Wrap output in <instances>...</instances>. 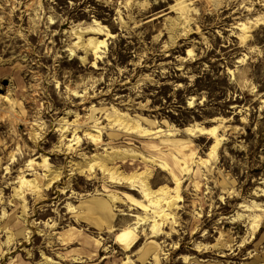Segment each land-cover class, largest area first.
<instances>
[{"label":"rangeland","instance_id":"374dc122","mask_svg":"<svg viewBox=\"0 0 264 264\" xmlns=\"http://www.w3.org/2000/svg\"><path fill=\"white\" fill-rule=\"evenodd\" d=\"M222 2L226 6L217 13H210L206 10V0H0V192L8 188L0 194V215L4 208L9 217L5 223L0 221V225L20 237L14 247L6 251L3 246L6 235L0 232V264H9L16 254L30 264H43L41 250L46 249V241L38 236L37 227L58 236L72 227L92 240L101 241V251L94 258L86 252L89 248L85 249L82 235L69 232L67 236L73 244L57 245V250L50 248V254L46 253L53 262L72 264V256L81 255L80 263L75 264H121L120 260L126 255L119 254L121 250L114 244V235L135 221V216H142L143 211L129 210L127 203H116L112 209L108 206L114 221L108 217L98 220L80 210L67 213V203L77 210L86 209L89 197L104 201L105 192L101 188V174L96 173V185L86 187L89 182L84 177H73L70 178L72 189L66 188L61 194L68 179L70 155L53 149L59 139L56 122L66 116V111L72 113L67 116L69 122L77 114L81 127L91 126L95 121L105 125L100 109H107L111 104L130 116L142 118L143 125L149 127L163 121L178 129L205 121V126H212L215 123L209 120L214 117L226 121L222 127H225L227 143L217 152V159L210 160L211 172L207 176L203 174L200 189L194 192L187 186L188 180L182 182L183 201L179 203L181 210H178L173 239L142 237L128 254L130 261L185 264L179 256L188 254L189 264L194 261V264H264V229L242 249L239 246L242 241L251 240L246 223L227 224L231 219H221L234 216L241 210L240 202L252 200L253 190L263 186L264 27L251 33L249 46H240L231 34L239 20L264 14V0ZM175 3L187 4L192 9L188 12L192 30L186 36L178 35L175 44L165 48L168 44L165 20L174 17L170 10ZM92 20L106 26L114 37L107 40V49L100 59L89 55L82 65L78 56L70 57L65 49L73 42L71 29L87 27ZM96 37L105 38L104 35ZM189 49L191 54L187 55ZM240 59L243 61L237 63ZM229 69L232 76L228 74ZM70 90L79 94L86 92L85 100L71 96ZM190 96L195 97L192 108L187 106ZM153 122L156 123L151 124ZM32 130L38 136L37 147L29 136ZM117 133L121 138H110ZM124 134L103 130L99 151L108 143L113 147L136 149L139 145L136 137L127 140L124 138L128 135ZM194 143L197 154L204 158L211 142L200 139ZM9 153L14 155L12 163L8 160ZM40 154H45L52 166L61 167L62 179L48 193V206L33 204L32 197H28V208L33 204L36 213L44 209L48 212L43 217H29L23 222L20 204L11 197L12 187L8 184L19 170L25 169L30 158L34 160ZM6 164L10 168L8 174L4 169ZM138 167L144 169L142 163H138ZM152 181L173 187L171 179L159 169L154 170ZM96 187L98 191L94 193ZM223 188L233 189L239 197L231 199L222 194L225 200L221 203L217 199ZM106 189L120 196L128 192L120 186L110 185ZM136 198L141 200L139 196ZM198 198L204 202L202 213H198ZM255 200L264 204L263 198ZM121 211L134 216H121ZM48 220L55 221L53 229L44 226ZM194 225L198 226L196 236L191 234ZM108 226L117 230L106 233ZM217 227L232 235L234 259L227 257L229 251L225 250L224 257L218 252L203 256L193 251V243L213 244L218 237ZM141 228L147 229V226L137 229ZM164 230L168 231V227ZM203 230L212 236L210 240H203ZM175 246L179 250H173ZM248 252L251 253L248 255Z\"/></svg>","mask_w":264,"mask_h":264},{"label":"bare ground","instance_id":"6f19581e","mask_svg":"<svg viewBox=\"0 0 264 264\" xmlns=\"http://www.w3.org/2000/svg\"><path fill=\"white\" fill-rule=\"evenodd\" d=\"M206 4L208 6L206 10L210 13H217L226 6L223 5L222 0H206ZM189 7V5L184 3H175V5L171 7L170 11L174 13V17L165 20L164 28L168 34V44L165 48H171L172 45L175 44L178 35L186 36L192 30L191 18L188 14V12H192V9ZM48 19L52 24L53 22L50 17H48ZM260 27H264V14L262 13L239 20V22L234 24L233 28L235 32L231 35L235 36L240 46H249L251 33L256 28L259 29ZM71 32L74 35L73 42L65 51H68L70 57L78 56L82 65L86 63L89 55H93L94 59H100L101 53H104V50L107 49V40L114 37L106 26L96 20H92L91 25L84 28H79L78 26L74 27L71 29ZM96 35H104L105 38L99 40ZM77 51L81 54L77 55ZM189 54H191L190 49L187 51V55ZM165 56H168V54ZM242 61L243 59H240V61L236 62ZM93 64H95V62H93ZM228 74L232 76L233 72L229 69ZM180 86L181 85H178V87ZM69 93L71 96L80 98L83 101L86 98V92H84V94H79L76 90H70ZM194 101L195 97L190 96L188 98V108H192L195 105ZM261 103L264 105V98ZM100 110L102 111L101 115H103V120L106 121L105 125H101L98 121H95L91 126L81 127L77 114H74V119L71 122L67 120V116L72 114L69 110L65 112L64 115L66 116L59 118L56 122L55 130L59 133V139L53 146V149L55 152L70 155L68 161V179L66 185L61 188V194L66 188H69V190L72 189V186H70V178L84 177L89 182L86 184V187H89L97 184L96 173H100V180L103 185L101 188L102 191L105 192L104 196L106 200L97 201L95 197H89L87 201L89 205L86 209L78 210L70 203H67V213H77L80 210L82 213L85 212L95 216L98 220L102 219V217H108L111 221H114L115 217L109 212L108 206L112 209L116 203L120 205L127 203L129 205V210H142V216H135V221L119 229L114 235V244L121 250L119 254L126 255L123 260H120V262L122 261L121 264H136V262L130 261V256H128V254L138 246L142 237L146 239L155 237L173 239L176 233L173 231L174 227L178 226V210H181V205H179V203L183 201L181 198L183 192L182 182L188 180L187 186L192 188L194 192L200 189V182L204 179L203 174L205 173L207 176V174L211 172L210 160L212 158L217 159V152L221 148H224L227 143V134L224 130L225 127H222V123L226 121H224V118L214 117L209 120V122L215 123V125L212 126H205L204 124L207 123L205 121L200 123L194 122L186 125L182 129H178L174 125H170L163 121L159 125L149 127L146 124L143 125L142 118L130 116V113L122 111L112 104L109 105L107 109ZM243 120L244 119H241V122H243ZM155 123L156 122H153L151 124ZM32 125L37 126L36 123ZM107 129L122 132V134L125 133L124 135L128 136L124 139L127 140L135 136L136 143L139 144L138 147H136V149L120 148L109 146L110 143H108L104 144L102 150L99 151L103 141V130ZM69 134L71 136L67 138ZM109 134L112 136L113 133L110 132ZM182 134H185L186 137H181ZM29 136L33 141V146L37 147V133L32 130ZM118 136H120L119 133L115 134V137L110 138H121H118ZM200 139H205L207 143L211 142L209 150L204 158L197 154V148L194 143V141ZM167 143H171V145H167ZM13 156V153L8 154V160H12L11 163L14 162ZM37 159L39 160L35 161ZM138 163H142L144 169L138 167ZM24 168V170H19L16 173V176L12 179L13 182H10L8 185L12 187L11 197L20 204V217L23 222H26L29 217L40 218L48 212V209H44V212L36 213L33 204H43L41 205L43 207L48 206L46 205L48 193L53 189L54 185L61 183L62 170L61 167L52 166L45 154L35 156L34 160L30 158ZM4 169L5 173L8 174L10 168L7 167V164ZM157 169L165 173L171 179L173 187L167 184L156 185V182L152 181L154 170ZM37 170L40 172L38 173ZM185 175L189 176L184 178ZM107 184H109L108 187H110V185L123 187L127 189L128 192L120 196L116 191L106 189L108 188L106 186ZM261 184H263V186H261L260 189L253 190L251 195L252 200L248 201L244 199L240 202L238 206V208L241 209L240 211H236L234 216L231 215V217L221 218L231 219L227 224L237 222L246 223L250 231L251 240L247 242L242 241L244 243L239 245L242 249H245V247L256 238L258 232L264 229V204L255 200V198L264 199V178ZM6 190H8V188L4 187L0 194L3 195ZM94 191V193H97V187ZM222 194H227V198L231 199L239 197V194L235 193L233 189L225 190L223 188L217 199L221 203L225 200V196L222 197ZM136 196H139L141 200L137 199ZM28 197H32L31 199L33 200L31 208H28ZM57 200L59 201V199ZM198 201V205L200 206L198 213H200L203 209L204 202L200 198L197 199V202ZM191 204L194 208L195 201H191ZM9 205L12 206L11 202ZM96 205L98 208L94 207ZM50 206L54 205L51 204ZM30 210L31 213L29 214ZM105 210L110 214L108 215ZM119 215L134 216L132 213L127 214L124 211H121ZM8 219L9 217L5 209L2 208L0 221L5 223ZM218 223L220 224L222 221ZM55 225L56 223L54 220H48L44 224V226H48L51 229H53ZM145 225L147 229H137ZM167 227L168 231H165L164 229ZM116 230L117 229L113 226H108L105 232L111 234ZM197 230L198 226L194 225V227L191 228V234L196 236ZM237 230L239 231V228H237ZM1 231H4L6 235L3 246L6 251H9L11 247H14V244L17 243L20 237L9 231L7 227H2L0 225V232ZM37 231L38 236L44 237L46 241V249L43 251L41 250V260L43 264H58L57 262H53V259L46 253L50 254L52 250H57V245L69 246L73 244V242L68 239L67 235L69 232H76L82 235V243L83 245L86 244L84 245L85 249L86 246L89 248L86 252L91 253L94 258H96L101 251L102 244L100 240H92L91 237H87L83 232L76 231L72 227H70L68 232L62 234V236L45 231L44 229H39V227H37ZM215 232L218 233V237L215 238L213 244L193 243V251L203 256L218 252L221 253L220 257H224L225 255L223 253L225 250L229 251V254L226 256L234 259L236 254L231 256V254L234 253V245L231 244L232 235L228 231H222L218 227ZM201 236H203V240L207 241L212 238L205 230L202 231ZM173 250H179V247L175 246ZM250 253L251 252H248L247 254L249 255ZM64 255L63 257H65ZM56 257L59 258V256ZM82 258L81 255H73L70 261L72 264L80 263L79 260ZM103 258L105 257H102V259ZM179 258L182 259L185 264H189L191 259L188 254H183L179 256ZM194 263L195 261L190 264ZM9 264L30 263L25 262L20 254H16L15 258L9 261Z\"/></svg>","mask_w":264,"mask_h":264}]
</instances>
